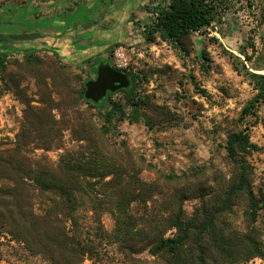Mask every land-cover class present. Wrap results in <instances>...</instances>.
Here are the masks:
<instances>
[{
  "label": "trees",
  "instance_id": "trees-1",
  "mask_svg": "<svg viewBox=\"0 0 264 264\" xmlns=\"http://www.w3.org/2000/svg\"><path fill=\"white\" fill-rule=\"evenodd\" d=\"M223 1L170 0L148 27V40L155 42L159 35L184 48L193 33L203 34L221 20ZM0 41L16 43L10 37H0ZM6 58H0V74L7 73L10 80L6 91L22 93L27 110L14 146L3 149L0 145V236L50 264H85L87 259L92 264H108L105 256L110 247H116L122 256L120 264H246L264 260L257 227L264 195L255 194L247 163L258 147L245 131L234 133L227 143L234 168L230 179L219 171L198 167L181 175L157 174L156 180L146 182L141 175L153 166L128 143L111 139L117 124L137 123L149 109V103L133 93L130 73L124 72L132 81L129 89L109 94L102 105H95L85 98L88 80L79 75L82 69L64 63L58 55L42 51L26 54L23 63L14 64L18 71L12 73L7 71ZM103 62L110 61L101 60L97 67ZM247 75L258 93L244 108L243 120L256 119L264 104V75L250 71ZM22 78L35 80L42 89V107H31L20 90ZM49 82L52 94L59 96L58 107L49 94ZM115 95H123L125 105L114 101ZM78 106L84 110L74 112L71 120L58 123L51 113L60 110L64 118ZM61 124L83 144L67 151L57 163L35 155L30 150L33 144L50 151L62 143ZM189 200L202 202L192 216L185 210ZM240 206H244L246 224L234 228L228 217ZM106 215L114 223L112 230L105 227Z\"/></svg>",
  "mask_w": 264,
  "mask_h": 264
},
{
  "label": "rangeland",
  "instance_id": "rangeland-1",
  "mask_svg": "<svg viewBox=\"0 0 264 264\" xmlns=\"http://www.w3.org/2000/svg\"><path fill=\"white\" fill-rule=\"evenodd\" d=\"M8 1L11 0H0V4ZM145 2L132 14L131 35L108 47L104 58H91L88 59L91 62L86 63V60L76 66L83 71L79 72L82 79L91 80L95 78L92 71L99 61L112 62L118 69L132 75L133 93L149 103L144 119L137 123L124 121L117 124L111 139L128 143L153 166L152 170H145L141 175L146 182L156 180L157 174L181 175L198 167H208L210 172L219 171L230 179L234 168L226 150L227 143L234 133L245 131L251 143L258 147L247 158L253 189L257 196L264 195V104L256 119H242L244 108L258 93L247 71L264 75V0H224L221 20L203 34L193 33L185 41L184 48L163 41L159 35L155 42L148 40V27L154 25L157 13L170 0ZM11 8L4 9H8L7 22L10 24L0 26L9 32L19 28L12 22L13 18L22 21L26 16L24 12L10 14ZM32 52L16 51L12 43L0 41V58L6 55L9 73L17 72L14 64L23 63L24 56ZM118 52L123 54L121 61ZM9 83L7 73L0 74V145L3 149L12 148L16 143L27 110L22 93L6 91ZM50 84L49 94L58 107L59 96L52 94ZM20 90L31 101L32 108L42 107V89L35 80L22 78ZM113 100L126 103L123 95H115ZM83 110L80 106L71 108L64 118L60 110L53 109L51 113L59 123L71 120L76 115L74 112ZM127 111L132 113V108L127 107ZM93 113L98 115L97 111ZM61 128L64 134L59 146L55 144L52 150L45 151L33 144L30 150L57 163L67 151L76 150L83 144L75 141L63 124ZM201 203L200 200L187 201V215L192 216ZM103 221L107 230L113 229L114 223L109 215L104 216ZM228 221L234 228H243L246 224L244 206L236 208ZM257 227L264 245V211L260 213ZM105 259L108 264L123 261L116 247L107 249ZM0 264L50 263L42 257L31 256L8 237L0 236ZM85 264L92 262L87 259ZM246 264H264V260L258 258Z\"/></svg>",
  "mask_w": 264,
  "mask_h": 264
},
{
  "label": "crops",
  "instance_id": "crops-1",
  "mask_svg": "<svg viewBox=\"0 0 264 264\" xmlns=\"http://www.w3.org/2000/svg\"><path fill=\"white\" fill-rule=\"evenodd\" d=\"M145 3V0H11L0 4V26L10 24L8 9L4 10L8 6L12 7L10 14L24 12L26 16L22 21L13 18L14 25L19 26L15 31L0 28V37L38 34L40 38L13 43L12 48L56 54L64 63L77 66L91 58H104L108 47L131 35L132 14Z\"/></svg>",
  "mask_w": 264,
  "mask_h": 264
},
{
  "label": "water",
  "instance_id": "water-1",
  "mask_svg": "<svg viewBox=\"0 0 264 264\" xmlns=\"http://www.w3.org/2000/svg\"><path fill=\"white\" fill-rule=\"evenodd\" d=\"M16 42L33 41L40 36L38 34H22L10 36ZM132 81L128 74L117 70L110 62L101 63L94 79L85 84V98L95 105H102L109 94H115L131 87Z\"/></svg>",
  "mask_w": 264,
  "mask_h": 264
},
{
  "label": "built area",
  "instance_id": "built-area-1",
  "mask_svg": "<svg viewBox=\"0 0 264 264\" xmlns=\"http://www.w3.org/2000/svg\"><path fill=\"white\" fill-rule=\"evenodd\" d=\"M117 57H118V60L121 61V59L123 58V54L118 52L117 53Z\"/></svg>",
  "mask_w": 264,
  "mask_h": 264
}]
</instances>
